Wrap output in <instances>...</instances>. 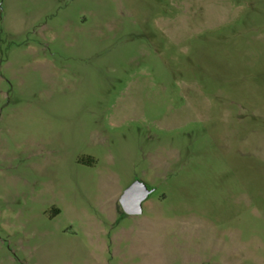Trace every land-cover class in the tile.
Listing matches in <instances>:
<instances>
[{
    "label": "rangeland",
    "instance_id": "1",
    "mask_svg": "<svg viewBox=\"0 0 264 264\" xmlns=\"http://www.w3.org/2000/svg\"><path fill=\"white\" fill-rule=\"evenodd\" d=\"M0 264H264V0H0Z\"/></svg>",
    "mask_w": 264,
    "mask_h": 264
},
{
    "label": "water",
    "instance_id": "2",
    "mask_svg": "<svg viewBox=\"0 0 264 264\" xmlns=\"http://www.w3.org/2000/svg\"><path fill=\"white\" fill-rule=\"evenodd\" d=\"M153 191L141 180H135L127 187L120 197V203L125 213L139 214L143 211L142 202Z\"/></svg>",
    "mask_w": 264,
    "mask_h": 264
},
{
    "label": "flooded vegetation",
    "instance_id": "3",
    "mask_svg": "<svg viewBox=\"0 0 264 264\" xmlns=\"http://www.w3.org/2000/svg\"><path fill=\"white\" fill-rule=\"evenodd\" d=\"M151 194V193H150ZM150 194H149V196H150Z\"/></svg>",
    "mask_w": 264,
    "mask_h": 264
},
{
    "label": "trees",
    "instance_id": "4",
    "mask_svg": "<svg viewBox=\"0 0 264 264\" xmlns=\"http://www.w3.org/2000/svg\"><path fill=\"white\" fill-rule=\"evenodd\" d=\"M125 213V212H124Z\"/></svg>",
    "mask_w": 264,
    "mask_h": 264
}]
</instances>
